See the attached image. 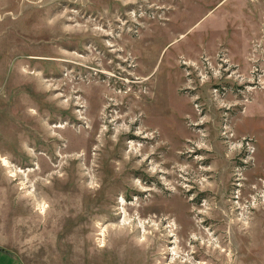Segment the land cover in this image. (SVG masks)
<instances>
[{
  "label": "rangeland",
  "instance_id": "rangeland-1",
  "mask_svg": "<svg viewBox=\"0 0 264 264\" xmlns=\"http://www.w3.org/2000/svg\"><path fill=\"white\" fill-rule=\"evenodd\" d=\"M0 246L264 264V0H0Z\"/></svg>",
  "mask_w": 264,
  "mask_h": 264
},
{
  "label": "crops",
  "instance_id": "crops-1",
  "mask_svg": "<svg viewBox=\"0 0 264 264\" xmlns=\"http://www.w3.org/2000/svg\"><path fill=\"white\" fill-rule=\"evenodd\" d=\"M0 264H18V261L12 253L0 246Z\"/></svg>",
  "mask_w": 264,
  "mask_h": 264
}]
</instances>
